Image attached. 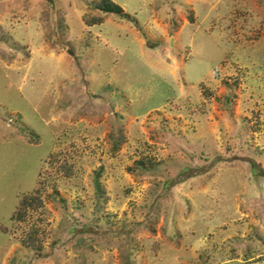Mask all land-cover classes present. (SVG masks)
Wrapping results in <instances>:
<instances>
[{"label": "rangeland", "instance_id": "obj_1", "mask_svg": "<svg viewBox=\"0 0 264 264\" xmlns=\"http://www.w3.org/2000/svg\"><path fill=\"white\" fill-rule=\"evenodd\" d=\"M99 1L0 0V264H264V0Z\"/></svg>", "mask_w": 264, "mask_h": 264}, {"label": "trees", "instance_id": "obj_2", "mask_svg": "<svg viewBox=\"0 0 264 264\" xmlns=\"http://www.w3.org/2000/svg\"><path fill=\"white\" fill-rule=\"evenodd\" d=\"M97 8L103 12V14H109L113 13L118 15L119 17L126 18V19H131L130 15L125 11V9L114 2L113 0H100L97 3ZM192 18V17H191ZM105 17L103 15L89 19L88 24H96V23H101L103 22ZM33 135V134H31ZM124 137L119 136L117 138V141H115V149H118L120 145L123 142ZM33 142L37 141L35 137L31 139ZM45 183V182H44ZM40 184H42V181H40ZM43 205L40 189H36V193H31V194H26L24 195L19 202L17 210L14 212L12 219L15 221H26L28 216H29V210L30 209H36L39 208ZM0 229L4 232H8L7 228L5 226H1ZM36 233L38 232L35 230ZM24 242L28 245H34L36 242V236L34 235L33 231H30L28 234V237L24 240ZM32 245V246H33Z\"/></svg>", "mask_w": 264, "mask_h": 264}]
</instances>
